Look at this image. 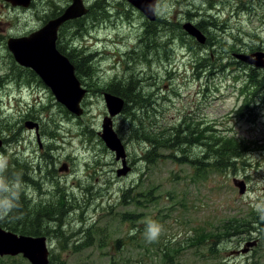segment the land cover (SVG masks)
Listing matches in <instances>:
<instances>
[{
  "label": "rangeland",
  "instance_id": "1",
  "mask_svg": "<svg viewBox=\"0 0 264 264\" xmlns=\"http://www.w3.org/2000/svg\"><path fill=\"white\" fill-rule=\"evenodd\" d=\"M260 1L262 5L255 2L246 5L245 8L253 6L255 11L253 13L250 10L251 13L246 14L238 9L243 0H166V4L161 7V14L183 23L190 20L188 16L195 14L198 7L200 13L194 18L205 16L206 23L210 24L209 14L212 12L219 20L220 27L215 29H219V35L239 45L241 37H244L242 32H257L264 38V0ZM120 7L125 8L126 4L121 3ZM36 17V11L16 9L0 0V25L3 26V31L6 27L7 32L30 30L35 26ZM89 30L93 40L97 41L98 48H101V53L94 61L98 68L95 74L102 81L113 76L124 80L132 76L139 78L142 70L146 68L144 75L146 72L151 74L149 77L153 78V82L147 80L139 82V85L142 89L150 90L149 93L156 101L154 105L158 109H151L147 115L141 111L135 127L131 123V119H135L132 116L120 114L114 117L116 131L125 142L132 160L136 162L132 173L123 177L116 176L115 168L118 164L114 151L99 139L98 134L89 130H102L101 122L107 111L103 95L92 91L86 103L88 111L83 119L73 121L70 118L68 124L61 120L63 132H59L64 133L65 137L63 152L76 160L82 171L81 177L78 179L62 175L56 185L67 189L70 184L75 187V191L96 192L94 198L81 201L91 206L86 217L89 221L96 222L108 245L118 242L120 238L125 239L136 230L134 241L128 240L122 250L125 260H130L129 264H264V225L251 221L254 209L264 210V107L256 105V113L247 109L238 116V105L242 101L245 104L249 99V96L241 92L245 89L241 87L245 82L221 81L220 78L209 81L203 76L199 79L193 75L196 71L189 62L193 52L189 50L184 61L181 60L182 54L171 61L162 56L161 64L152 61L154 57L150 64H145V57L133 52L130 54V51L139 46V37L144 30L142 18L135 15L130 7L125 14L120 13L119 17L109 16L106 25ZM168 31L171 35L178 33L176 30ZM173 44L177 47L181 45L177 38ZM105 45L109 47L106 49ZM206 49L212 50L210 47ZM206 49L199 50V53H209L208 50L205 52ZM167 54H171L168 49ZM175 61L178 68L175 67ZM0 65L3 66V59ZM101 66L104 70L100 69ZM43 88H39L41 96L47 92ZM31 94L28 88L22 90L26 102L35 104L37 109L41 104H49L50 109L55 108L50 100L44 103L40 99L32 101ZM2 97L7 100L6 96ZM197 104L208 105L200 110V121H209L220 133L233 135L241 143L253 145L254 151L247 155L245 164L239 162L236 171L224 174L211 172L203 177L195 173L188 161L181 163L160 156L148 162L147 157L146 160L143 158L151 149L152 143L144 138L140 127H146L147 132L151 133V129L160 131L162 127L171 125L181 129L182 138H185L189 132L185 129V120L189 123L188 126H194L192 124L195 121L187 112L192 111ZM6 106L11 113L8 102ZM78 123L81 129L77 126ZM182 123L185 125L184 129ZM201 141L208 143L204 138ZM179 147L182 148V145ZM196 147L192 153L198 156L201 149ZM171 151L170 148L162 147L159 153L170 154ZM234 177L245 179L248 183L245 194H239V189L233 183ZM126 212L138 215L135 224L139 228L134 227V221H122L124 216H129L123 214ZM147 219L155 220L163 226L158 242L148 243L143 237L144 221ZM230 221L245 222L247 225L244 223L239 230H224V225ZM200 228L213 232L222 231L221 237L224 240L220 243L219 254H214L217 244L211 250L212 243L203 242L204 235L197 232ZM250 236L258 238V245L251 247L245 254H238L236 251L252 240L248 238ZM164 249L167 253L162 251ZM91 254L95 264H117L109 262L106 257L101 258L98 253ZM171 254L172 259L169 258ZM75 263L74 258L64 262ZM15 264L29 263L17 261Z\"/></svg>",
  "mask_w": 264,
  "mask_h": 264
},
{
  "label": "flooded vegetation",
  "instance_id": "2",
  "mask_svg": "<svg viewBox=\"0 0 264 264\" xmlns=\"http://www.w3.org/2000/svg\"><path fill=\"white\" fill-rule=\"evenodd\" d=\"M3 1L16 9L25 8L36 11L37 19L35 26L31 27L30 30L7 32V27L3 31V26L0 25V55L3 59V66L0 65V169H4L0 175V186H10L12 195L18 194L19 197L12 212L7 216H0V226L5 231H11L18 235L45 237L48 248V264H64L72 258L76 259L75 264L94 263L91 253H98L101 258L106 257L109 262H115V256L121 252L125 243L132 240L133 236L135 238L136 235L131 234L132 237L120 238L118 242L108 245L103 238L104 233L96 222L89 221L86 217L91 206H88L85 201H81V199L94 198L96 192L75 191V187L70 184L67 185V189L61 185H56L60 176L68 175L79 179L82 172L76 164V160L63 152L65 137L64 133H59L63 132L61 120H65L66 124L70 118L73 121L82 120L88 111L86 103L89 95L94 91L103 95L107 108L103 120L106 116H110L105 93H111L123 99L122 110L117 115L112 116L114 126V117L126 113L127 107L132 103L127 98L129 91H126V89L130 90V82H146L147 80L153 82V78L149 77L151 74L147 72L144 75L145 68L139 78L132 76L122 80L118 79V76H113L102 81V78L95 74L98 68L94 63L96 56L101 53V48H98L97 41L93 40L92 32L89 29L106 25L109 16L119 17L120 13L125 14L129 7L132 8V12L142 18L144 30L139 37V46L130 51V54L133 52L145 57L143 62L145 64H150L152 57H154L152 61L161 64L162 56L171 61L182 54L181 60L184 61L188 55V50L193 52L189 62L196 71L193 75L199 79L203 76L209 81L212 78H220L221 81L245 82L241 85V87H245L241 92L245 93L247 97L249 96V99L245 104L242 101L238 105L239 108L237 109L240 111L238 116H241L247 109L256 113L255 107H258L256 105L264 107V85H261L259 89L253 85L254 82L264 83V61L259 66L241 60L234 54L247 55L258 53V51L264 52V38L257 32H242L244 37H241L240 44L238 45L234 41L231 43L219 35V29L215 30L220 25L219 20L212 12L209 14L211 25L206 23L207 18L205 16L200 15L201 18H194L200 13L196 7L197 12L192 14L190 20H194L191 22L195 23L207 37L206 43L201 44L184 29L172 35L167 30L166 24L171 19L167 15L163 17L161 14L163 13L161 7L166 4V0H155V19L147 16L134 0H82L88 12L80 18L64 22L59 27L56 39L57 49L73 64L81 81V86L86 89V94L81 101L83 113L78 115L57 99L52 89L32 67L19 63L8 48L9 37L30 35L33 31L43 27L49 20L61 15L74 0H31L28 7L14 6L7 0ZM152 1L137 0L138 3H144L149 8ZM252 2L262 5L260 0H243L242 5L239 3L238 9H242L246 14L251 13L250 10L255 13L253 6L245 8ZM121 3L126 4V7L121 8ZM224 11L222 12L224 13ZM177 22L181 23L183 28L186 21ZM260 22L262 23L261 19ZM246 35L247 37H245ZM175 38L179 40L181 45L177 47V50L168 49V42L173 44ZM108 47V45L104 46L106 49ZM206 47H210L212 50L210 51ZM214 47L216 48L214 49ZM167 49L171 51L170 55L167 54ZM204 49H206L205 52L208 50L209 53L200 54L199 50ZM176 63L177 61L174 62V64ZM175 67L178 68L177 64ZM100 69L104 70L102 66ZM251 82L253 83L251 84ZM41 86L44 87L43 90H47L43 96L40 95L39 91ZM26 88H28L29 93L32 92V101L40 99L44 103L50 100L51 103H54L55 108L50 109L49 104H41V107L37 109L35 104L26 102L22 95V90ZM118 91H122L124 96L118 94ZM143 91L150 94V90L144 88ZM3 95L6 96L7 100L3 99ZM7 102L12 109L11 113L6 106ZM154 103H156L155 99ZM154 103H145V107L142 108L135 104V111L141 115V111L149 113L151 109L157 110L158 108ZM207 106L197 104L195 108H192V111L187 112L195 118V121L192 124L194 126H188L189 123H186L185 120L186 128L183 123L181 124L183 129L189 131L185 138H182V135L180 139L186 147L194 148L199 146V143L204 144L199 136L201 129L207 133L203 138L208 140L209 145H212L213 140H215L213 134L220 133L214 129V125L209 124V121L199 120L200 110ZM103 120L101 125H103ZM31 123H38V128H29ZM77 126L81 129L79 123ZM50 129L55 130L57 134H51ZM80 129L78 131H81ZM114 129L116 131L115 126ZM89 130L100 136L99 133L103 130V126L100 131H94L90 128ZM119 137L121 138V136ZM99 139L106 144L101 136ZM121 140L123 141L122 138ZM123 143L125 144L124 141ZM125 147L127 164L131 166L130 172L132 173L136 167V162L132 160L126 144ZM113 153L118 164L115 168L117 174L122 161L116 158L115 152ZM143 158L147 159L146 156ZM123 214L129 215L126 217L127 222L134 221V225H136L135 220L138 215H135L134 212ZM134 227L139 228L140 226ZM17 261H26L31 264L23 253L0 255V264H15Z\"/></svg>",
  "mask_w": 264,
  "mask_h": 264
},
{
  "label": "water",
  "instance_id": "3",
  "mask_svg": "<svg viewBox=\"0 0 264 264\" xmlns=\"http://www.w3.org/2000/svg\"><path fill=\"white\" fill-rule=\"evenodd\" d=\"M14 6L28 7L31 0H7ZM136 5L150 18L155 19V0L151 7L144 3ZM133 1V2H134ZM154 2V3H153ZM88 12L82 0H74L64 12L57 18L49 20L43 27L33 31L25 37H9L8 48L16 60L26 66L32 67L43 81L52 89L59 101L66 105L72 112L80 115L83 113L81 101L86 94V89L81 86L75 67L69 59L56 47V39L59 27L66 21L80 18ZM153 14V15H152ZM183 29L189 35L195 37L201 44L206 43V35L198 26L186 21ZM256 53V54H255ZM252 54L235 53V57L256 65H262L264 52L258 51ZM264 65V64H263ZM105 100L110 113L103 120V130L99 133L107 147L116 153V158L122 160L121 167L117 170L118 176L127 175L131 166L127 164V151L125 144L115 131L112 116L117 115L123 107L124 101L111 93H105ZM38 128V123L29 124V128ZM234 185L239 189V194L247 192L248 183L245 179L234 177ZM258 244L257 239L247 241L243 248L237 250L238 254L247 253L251 247ZM23 253L31 264H48V248L45 237H33L18 235L11 231H5L0 226V255ZM94 264V263H84Z\"/></svg>",
  "mask_w": 264,
  "mask_h": 264
},
{
  "label": "trees",
  "instance_id": "4",
  "mask_svg": "<svg viewBox=\"0 0 264 264\" xmlns=\"http://www.w3.org/2000/svg\"><path fill=\"white\" fill-rule=\"evenodd\" d=\"M192 15L188 16V19H191ZM207 20V19H206ZM167 30H176V31H182V25L181 23L173 20H168L167 22ZM185 39V38H183ZM167 48H171L173 50H177V45H174L170 42H168ZM170 53V50H169ZM253 82H251L252 84ZM253 85L256 89L261 88V85H264L263 82H254ZM126 91H129L128 97L129 100L132 102L126 109L125 115H129L134 117L135 119H131V123L133 124V127L136 125V121L140 118L139 114L135 111V104L140 105V108L145 107V103H154V98L150 94H146L142 87L139 85V82H130V90L126 89ZM118 94L123 95L122 91H118ZM124 96V95H123ZM142 114H146L142 112ZM124 115V116H125ZM142 117V116H141ZM145 128V130H143ZM140 131L144 133V138L147 139L151 145V149L147 151L146 157L148 158V162L156 160L157 157L163 156L172 158L175 161L184 163L187 162L190 163L192 168L195 170V173L198 176L206 177L211 172L214 173H227L228 171H236L239 167V162L242 161L244 164L246 163L245 158L248 157L253 150V145L251 143H241L239 139L235 138L233 135H229L227 133H214L213 136L215 137V140H213L212 145H209V143L200 144L196 147L197 149H201V154L198 156L193 155V149L191 147H186L180 142V139L182 137L181 129H178L175 126L166 125L162 127L160 131H155L154 129H151V133L147 132L146 127H140ZM171 131V132H170ZM51 134L55 135L57 132L53 129H50ZM205 134L202 131V129L199 132V136H201L200 139H203V136ZM179 145H182V148L179 147ZM162 147L170 148L172 151L170 154H163L161 155L159 153V150ZM264 210L261 209V211H257L254 209L253 211V218L251 221L256 223H261L264 225ZM122 221H127V219L123 218ZM136 223V222H135ZM245 222H235L230 221L227 224L224 225V230H239V228H242ZM247 225V223H245ZM256 226H254L255 228ZM262 227V226H261ZM28 231V230H27ZM198 234L204 235L203 238L205 239L203 242L209 241L210 248L213 250L215 248L216 244L217 247L214 250V254H219L220 250V243L224 240L223 237H221V232H213L209 229H202L200 228L197 230ZM129 237H132L131 234H129ZM198 235V237H199ZM195 237V236H193ZM221 237V238H220ZM255 237V236H254ZM254 237H248L253 239ZM134 241V236L131 238ZM194 239V238H193ZM124 249V248H123ZM123 249H121V252H119L115 256V262L117 264H129V259L124 258L123 255ZM166 249L162 250L165 252ZM218 250V252H217ZM167 253V252H165ZM164 253V254H165ZM170 259L173 258V255L171 254L169 256Z\"/></svg>",
  "mask_w": 264,
  "mask_h": 264
},
{
  "label": "clouds",
  "instance_id": "5",
  "mask_svg": "<svg viewBox=\"0 0 264 264\" xmlns=\"http://www.w3.org/2000/svg\"><path fill=\"white\" fill-rule=\"evenodd\" d=\"M4 169H0V175ZM18 194L12 195V188L0 186V216H7L16 207ZM163 232V226L155 220L147 219L144 221L143 237L148 243L158 242ZM136 230L132 231L135 235Z\"/></svg>",
  "mask_w": 264,
  "mask_h": 264
},
{
  "label": "bare ground",
  "instance_id": "6",
  "mask_svg": "<svg viewBox=\"0 0 264 264\" xmlns=\"http://www.w3.org/2000/svg\"><path fill=\"white\" fill-rule=\"evenodd\" d=\"M54 223V222H53Z\"/></svg>",
  "mask_w": 264,
  "mask_h": 264
}]
</instances>
